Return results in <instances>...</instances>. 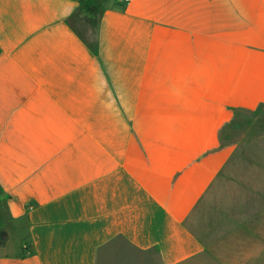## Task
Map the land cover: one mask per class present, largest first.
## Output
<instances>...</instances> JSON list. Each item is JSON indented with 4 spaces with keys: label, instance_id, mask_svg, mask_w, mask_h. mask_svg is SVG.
I'll return each instance as SVG.
<instances>
[{
    "label": "crops",
    "instance_id": "crops-1",
    "mask_svg": "<svg viewBox=\"0 0 264 264\" xmlns=\"http://www.w3.org/2000/svg\"><path fill=\"white\" fill-rule=\"evenodd\" d=\"M80 3L0 0V264H264V158L194 215L264 107V0H104L96 52Z\"/></svg>",
    "mask_w": 264,
    "mask_h": 264
},
{
    "label": "rangeland",
    "instance_id": "rangeland-1",
    "mask_svg": "<svg viewBox=\"0 0 264 264\" xmlns=\"http://www.w3.org/2000/svg\"><path fill=\"white\" fill-rule=\"evenodd\" d=\"M95 2L98 9L104 4V0ZM72 24L85 38L90 35L94 37L95 23L87 25L77 18ZM221 140L224 144L234 146L232 158L223 175L199 204L195 217L200 215L202 207L232 204L233 191L236 189L234 177H244L250 173V159L264 158V107L253 112H238L222 132ZM257 143L260 144L258 148L254 147ZM193 226L196 230H201L199 222H194ZM153 253V250L146 253L139 252L123 240L116 239L102 252L98 264H138L136 260L141 255Z\"/></svg>",
    "mask_w": 264,
    "mask_h": 264
},
{
    "label": "trees",
    "instance_id": "trees-1",
    "mask_svg": "<svg viewBox=\"0 0 264 264\" xmlns=\"http://www.w3.org/2000/svg\"><path fill=\"white\" fill-rule=\"evenodd\" d=\"M96 0H81V3L77 9V11L72 15V17L69 20L70 26L72 29L76 32V34L88 45V47L96 52L97 51V39H96V33H97V28H98V23H99V17L103 12V6L101 8L96 7ZM77 18L81 19L83 22H85L87 25H91L95 23V33L94 37H91V35L88 38H85L80 32H78L72 22L74 20H77ZM96 20V21H94ZM240 112L237 111L236 114ZM234 116V117H235Z\"/></svg>",
    "mask_w": 264,
    "mask_h": 264
},
{
    "label": "built area",
    "instance_id": "built-area-1",
    "mask_svg": "<svg viewBox=\"0 0 264 264\" xmlns=\"http://www.w3.org/2000/svg\"><path fill=\"white\" fill-rule=\"evenodd\" d=\"M130 2V0H122V3L124 4H128Z\"/></svg>",
    "mask_w": 264,
    "mask_h": 264
}]
</instances>
